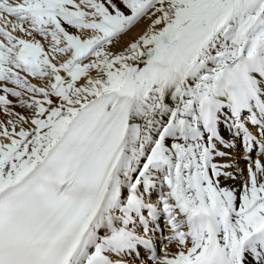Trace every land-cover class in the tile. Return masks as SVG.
I'll list each match as a JSON object with an SVG mask.
<instances>
[{"label":"snow or ice","instance_id":"6c2138e0","mask_svg":"<svg viewBox=\"0 0 264 264\" xmlns=\"http://www.w3.org/2000/svg\"><path fill=\"white\" fill-rule=\"evenodd\" d=\"M0 114V264H264V0H0Z\"/></svg>","mask_w":264,"mask_h":264},{"label":"bare ground","instance_id":"6f19581e","mask_svg":"<svg viewBox=\"0 0 264 264\" xmlns=\"http://www.w3.org/2000/svg\"><path fill=\"white\" fill-rule=\"evenodd\" d=\"M135 35L139 34V30H137L136 33H134ZM125 40L127 39V37L124 38ZM33 82H36L35 80ZM3 115L0 114V119H3ZM225 139L226 140H230L231 139V134L229 132H227V130H225ZM222 151H226L229 153V155L225 158L222 159L221 162L223 163H231L233 165V168L230 169V171H233L234 175L236 176V179L234 181H232L231 183L235 185V187L239 188L241 181L246 177L247 172L246 169L248 167V165L245 163L244 160H242V158L240 157L239 151H240V143L237 142V146H235L234 148H221ZM255 158H259L262 161H264V157L262 156H257L254 155L253 157ZM168 235L167 231H165V236ZM170 249L172 251H175L174 248H172L170 246ZM134 264H140L139 261H135Z\"/></svg>","mask_w":264,"mask_h":264}]
</instances>
